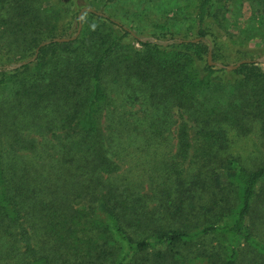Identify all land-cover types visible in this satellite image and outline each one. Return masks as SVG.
<instances>
[{
    "label": "trees",
    "instance_id": "16d2710c",
    "mask_svg": "<svg viewBox=\"0 0 264 264\" xmlns=\"http://www.w3.org/2000/svg\"><path fill=\"white\" fill-rule=\"evenodd\" d=\"M229 1L197 0L181 40L136 37L105 0H0L37 55L0 65V264H264V155L236 146L264 150V61L244 47L264 50V0L237 32ZM228 40L250 61L211 65Z\"/></svg>",
    "mask_w": 264,
    "mask_h": 264
},
{
    "label": "rangeland",
    "instance_id": "374dc122",
    "mask_svg": "<svg viewBox=\"0 0 264 264\" xmlns=\"http://www.w3.org/2000/svg\"><path fill=\"white\" fill-rule=\"evenodd\" d=\"M106 1V5L99 9H92L99 13L106 14L112 17L115 21L129 29L133 35L139 38L152 37L154 35H162L166 38L175 37L181 40L192 39L196 32L195 23V6L197 0H116L115 2ZM104 2V1H102ZM242 0L229 1L228 7L234 9L228 13L231 20L233 31H238L240 28H245L251 10L249 4L245 1V6L242 5ZM1 25V24H0ZM61 35L57 37H72L76 35L74 28L63 29ZM9 34L0 26V65H5L8 68L18 65L24 61H30L34 56L24 51L20 44H10ZM258 40V41H257ZM240 41V40H239ZM254 43H249L244 46L245 49H255L253 52H248L246 55L257 61H264V50H258L255 43H260L258 38H255ZM136 47H140L137 41H132ZM225 57L220 60H212L221 64H235V54L239 53L238 48L241 47L238 42L228 40ZM259 45V44H258ZM243 47V46H242ZM262 49V48H259ZM238 63V62H237ZM238 142L237 152L241 153L246 158L258 157L264 155V150H259L262 142L255 134L240 135L236 137ZM235 150V149H234Z\"/></svg>",
    "mask_w": 264,
    "mask_h": 264
},
{
    "label": "water",
    "instance_id": "95a60500",
    "mask_svg": "<svg viewBox=\"0 0 264 264\" xmlns=\"http://www.w3.org/2000/svg\"><path fill=\"white\" fill-rule=\"evenodd\" d=\"M88 9L91 10L90 8H88ZM81 29H82V23H80V25H79V29H78L76 35H74V36H72V37H55L53 40H48V41H45V42L41 43L40 46H39V48H40L41 46L45 45V44L50 43L51 41H56V42H67V41L74 40V39H76L77 36L79 35ZM193 40H194V41H197L198 39H193ZM38 51H39V49L37 50V54H38ZM36 56H37V55H36ZM36 56H35V57H36ZM35 57H34L33 59H31V60H34ZM208 60H209V63H210L211 65H216V66H218V67H225V68H227L228 70L234 69V68L238 67L240 64H242V63H244V62H249V61H250V60H248V59H244V60H242V61H239V62L236 63V64H231V65L221 64V63H218V62H215V61L212 60V51H211V50H210L209 55H208ZM27 62H29V61H24V62H22V63H20V64H18V65L12 66V68L20 67V66L24 65V64L27 63Z\"/></svg>",
    "mask_w": 264,
    "mask_h": 264
}]
</instances>
